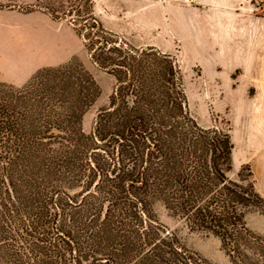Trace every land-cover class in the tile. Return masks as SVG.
<instances>
[{
    "label": "trees",
    "instance_id": "1",
    "mask_svg": "<svg viewBox=\"0 0 264 264\" xmlns=\"http://www.w3.org/2000/svg\"><path fill=\"white\" fill-rule=\"evenodd\" d=\"M90 27L102 34L96 42L83 34L86 50L116 81L88 133L81 118L98 91L83 68L89 93L69 96L80 101L69 108L62 95L76 87L64 77L71 68L34 70L20 87L0 80V264H118L120 246L133 243L148 255L160 246L181 253L172 238L168 245L148 232L159 224L157 203L213 233L230 264H264V237L244 222L264 198L250 171L247 185L227 177L229 129H199L170 55L142 58L100 22ZM42 145L50 151L35 155Z\"/></svg>",
    "mask_w": 264,
    "mask_h": 264
},
{
    "label": "rangeland",
    "instance_id": "2",
    "mask_svg": "<svg viewBox=\"0 0 264 264\" xmlns=\"http://www.w3.org/2000/svg\"><path fill=\"white\" fill-rule=\"evenodd\" d=\"M247 1L264 7V0ZM121 15L122 11L116 2L105 0H0V80L20 87L34 70L57 65L71 68L72 71L67 72L64 77L68 78V87L72 84L69 80L75 83L76 87L70 86L73 94L65 90L62 95L65 101L60 96L56 98L62 99L64 106L69 108L71 104L78 105L80 102L77 98L70 102L69 96L82 94L85 97L89 93L88 83H79L81 79L77 73L83 68L93 77L98 91L96 96L91 97L81 118L83 132L88 133L93 128L98 111L108 105L116 81L112 73L102 70L92 61L86 50L83 34L90 33L91 41L96 42L97 37L94 36L102 32L90 26L100 22L104 30L111 34H106L107 38L122 41L123 51L130 53L134 52L135 48L140 53L143 50V54L140 53L142 58H146L147 54L159 57L170 55L176 68H180L182 72L187 108L199 129L227 131L229 126L224 115L217 113L213 108V100L219 96L215 82L203 75L198 65L178 51L177 46L168 51V46L164 45L160 34L145 27H138L136 23L131 24L130 20L125 22ZM30 70L33 71L29 77L20 81V76L28 74ZM70 75L71 78L68 77ZM249 93L254 94L250 88ZM58 102L60 103V100ZM69 111L70 109L66 111L67 114ZM210 135L212 133L207 137ZM39 148L38 150L43 151L33 149L34 152H27L36 155L50 151L48 145ZM15 149L20 151L19 148ZM251 157L248 153H238L235 158L232 151V165L226 175L235 183L247 185L249 181L244 177L248 176L250 171L251 181L255 184V178L257 182L260 180V189L264 191V177L254 178L250 162L243 161L246 158L250 160ZM219 163L222 161L219 160ZM153 208L151 213L159 224H152L148 232L161 233L167 238L168 245L172 238L181 253L171 252L169 246H160L148 255L142 243L126 244L120 246L123 259L118 264H230L220 240L213 233L197 227L196 223L188 220L183 214H174L160 203L154 204ZM244 222L247 229L264 237L263 207L246 208Z\"/></svg>",
    "mask_w": 264,
    "mask_h": 264
},
{
    "label": "crops",
    "instance_id": "3",
    "mask_svg": "<svg viewBox=\"0 0 264 264\" xmlns=\"http://www.w3.org/2000/svg\"><path fill=\"white\" fill-rule=\"evenodd\" d=\"M108 1L117 3L123 21L160 34L168 51L177 46L215 82L213 108L228 123L235 158L251 154L243 161L254 178L264 177V7L247 0Z\"/></svg>",
    "mask_w": 264,
    "mask_h": 264
}]
</instances>
